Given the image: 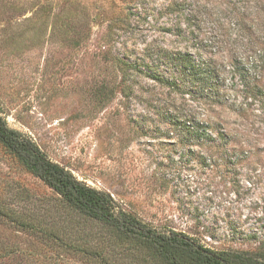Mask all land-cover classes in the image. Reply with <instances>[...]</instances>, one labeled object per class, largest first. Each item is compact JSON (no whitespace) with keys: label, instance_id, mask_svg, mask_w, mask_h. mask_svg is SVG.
<instances>
[{"label":"rangeland","instance_id":"obj_1","mask_svg":"<svg viewBox=\"0 0 264 264\" xmlns=\"http://www.w3.org/2000/svg\"><path fill=\"white\" fill-rule=\"evenodd\" d=\"M47 2L78 41L39 17ZM178 51L216 60L221 98L182 80ZM263 54L264 0H0L1 115L151 225L264 250ZM234 60L257 66L242 79ZM0 208V264H159L1 144Z\"/></svg>","mask_w":264,"mask_h":264},{"label":"trees","instance_id":"obj_2","mask_svg":"<svg viewBox=\"0 0 264 264\" xmlns=\"http://www.w3.org/2000/svg\"><path fill=\"white\" fill-rule=\"evenodd\" d=\"M68 16L63 4L54 6L47 2L39 11V17L51 18L53 24L62 21L67 26L65 35L69 37L73 34L69 38L74 43L78 41L75 37L76 28L68 21ZM64 21H67V24ZM239 27L242 29L241 25ZM165 60L181 71L184 76L182 80H191L197 89L202 87V93L208 96V99L221 98L219 88L223 82L220 83L216 73L218 70L215 59H202L197 62L190 53L178 51L167 54ZM260 61L262 62L260 66L263 67L264 54ZM121 63L124 66L128 65ZM232 66L234 73L237 72L242 79H246L252 75L257 63L255 62L254 66L237 60ZM166 83L171 87H178L176 81L167 80ZM0 144L15 156L22 166L51 187L65 203L84 216L110 226L123 238L135 243L137 248L143 249L148 257L155 259L159 264H264L262 248L253 251L213 249L184 232L151 225L120 207L109 192L80 180L69 168L50 158L34 139L9 126L1 115V110ZM0 215L10 217L2 208ZM47 233L50 237H61L53 228Z\"/></svg>","mask_w":264,"mask_h":264}]
</instances>
